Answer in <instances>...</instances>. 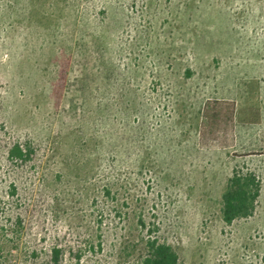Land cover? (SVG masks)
Here are the masks:
<instances>
[{
    "label": "rangeland",
    "instance_id": "1",
    "mask_svg": "<svg viewBox=\"0 0 264 264\" xmlns=\"http://www.w3.org/2000/svg\"><path fill=\"white\" fill-rule=\"evenodd\" d=\"M235 176L257 197L228 224ZM149 239L264 264V0H0V264Z\"/></svg>",
    "mask_w": 264,
    "mask_h": 264
},
{
    "label": "trees",
    "instance_id": "2",
    "mask_svg": "<svg viewBox=\"0 0 264 264\" xmlns=\"http://www.w3.org/2000/svg\"><path fill=\"white\" fill-rule=\"evenodd\" d=\"M11 157H24L20 146H16L11 151ZM256 197L257 191L253 187V182L249 178L235 176L224 194V219L226 223L231 224L237 218L249 216L254 209ZM146 245L147 253L142 264H178V255L168 244L149 239ZM63 258V249L54 248L50 260L44 264H62Z\"/></svg>",
    "mask_w": 264,
    "mask_h": 264
}]
</instances>
